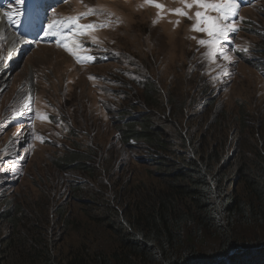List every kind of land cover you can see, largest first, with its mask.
<instances>
[{"label":"rangeland","instance_id":"374dc122","mask_svg":"<svg viewBox=\"0 0 264 264\" xmlns=\"http://www.w3.org/2000/svg\"><path fill=\"white\" fill-rule=\"evenodd\" d=\"M73 1L72 9L65 10ZM71 2L57 11L56 19L92 10L84 23L107 25L74 36L86 46L76 52L78 57L93 54V64L63 51L69 64L57 55L53 58L68 72L55 76L48 68L36 74L29 59L33 54L50 56L49 51L26 47L13 59L6 43L0 44V67L7 70V85L0 87V218L18 210L14 216L19 225L0 222L1 233L17 235L34 228L37 220L43 226L49 217L44 234L59 262L72 251L118 249L119 228L106 220L105 204L121 197L116 207L123 212L127 189L112 188L128 182L131 188L161 189L155 177H172L176 170L170 160L167 167L158 164L162 158L155 148L136 140L125 143L129 120H153L155 131L178 150L182 136L206 142L212 135L222 136L218 134L223 130L229 143L225 160L235 167L229 177L240 190L245 179L236 168L251 165L259 150L264 154V0L240 9L238 31L229 34L232 42L224 46L230 61L217 57L214 62L205 55L207 46L198 44L209 39L207 34L192 30L195 12L203 11L189 9L192 0ZM157 3L160 9L153 6ZM177 9L187 16L175 14ZM30 88L35 92L26 107L24 92ZM152 88L156 91L148 92ZM141 127L138 123L136 131ZM71 154L85 157L86 171L65 169ZM160 169L170 172L161 174ZM97 196L100 204H83ZM188 244L198 256L218 252L213 234Z\"/></svg>","mask_w":264,"mask_h":264},{"label":"trees","instance_id":"16d2710c","mask_svg":"<svg viewBox=\"0 0 264 264\" xmlns=\"http://www.w3.org/2000/svg\"><path fill=\"white\" fill-rule=\"evenodd\" d=\"M155 91L152 88L148 92ZM156 105L159 103L152 106ZM138 123L142 125L140 131L135 128ZM125 127L126 144L136 140L155 148L162 158L158 164L167 167L170 160L176 170L172 177H155L162 183L161 189L147 190L142 185L131 188L128 182H119L112 188L125 186L127 189L122 197L128 202V207L122 209L124 213L116 207L121 197L110 198L105 204L106 220L112 228H119H115L120 235L118 249L111 253L98 250L90 253L88 248L72 251L59 262L44 234L48 217L43 226L37 220L34 228L29 226L30 229L20 230L13 236H5L0 229V264H264L263 151L255 153L251 165L236 168L245 179V187L240 190L229 177L235 167L232 161L225 160L229 143L223 130L218 134L222 136L212 135L206 142L193 139L191 134L189 138L182 136L178 150L161 131H155L153 120L149 118L131 119ZM185 152H189L190 157H183ZM84 159L82 154H71L64 161L65 169L86 171ZM158 172L168 174L170 170ZM98 199V196L93 197V201H83V204L97 205ZM17 212H4L0 222H9L17 228L14 216ZM210 234L217 238L215 251L218 252L213 256H198L192 248H187L188 242L199 241ZM245 234L258 238L251 241ZM246 239L252 243L245 242Z\"/></svg>","mask_w":264,"mask_h":264},{"label":"snow or ice","instance_id":"6c2138e0","mask_svg":"<svg viewBox=\"0 0 264 264\" xmlns=\"http://www.w3.org/2000/svg\"><path fill=\"white\" fill-rule=\"evenodd\" d=\"M19 3H23L24 0H18ZM65 2V0H62ZM147 3L151 4L152 0H146ZM157 9L162 6L160 4H154ZM189 9L193 6L201 9L203 11H196L195 18L196 23L192 30L206 33L208 40L200 39L198 44L200 46H207L208 52L205 54L210 62H214L217 57L230 61V57L226 53L225 45L231 44L232 37L230 33H235L238 31L236 25L239 21L238 10L240 8V0H192V3L186 5ZM89 14H94L92 10L88 13L83 14L78 17H69L65 20L53 21L48 25V29L44 32L45 37L56 38L55 42L58 47H64L66 51L70 54L75 55L72 47H69L68 43L65 41L66 35H71L74 33L83 34L87 30H93L96 28L106 27V24L102 25H80L79 20L86 17ZM175 14L187 16L186 12L180 9L175 10ZM214 14V15H213ZM9 21H13V16L10 13H5ZM191 19V17H189ZM156 21H154L155 23ZM179 23V21H177ZM84 59L94 60V57L81 58L77 57L78 62H83ZM226 75L227 73H222ZM218 78V77H216ZM214 78V79H216ZM29 104L31 97L28 98ZM30 110V109H29ZM39 114H37L38 116ZM42 119H47L46 116L41 117ZM41 142L43 139L41 137H36ZM14 167V166H13Z\"/></svg>","mask_w":264,"mask_h":264},{"label":"bare ground","instance_id":"6f19581e","mask_svg":"<svg viewBox=\"0 0 264 264\" xmlns=\"http://www.w3.org/2000/svg\"><path fill=\"white\" fill-rule=\"evenodd\" d=\"M74 2L75 1H73L71 3L69 2L70 5L64 7L65 10H67V11L71 10L73 5L75 4ZM248 9H250V8H248ZM59 10H60V8H59ZM5 13H8V10L4 11L3 13L0 10V44L5 42L6 43V49H7V55L11 56L13 59H15L16 57L19 56V54L22 51H24L26 49V43H24L26 41L16 37L14 35L13 31L7 27V25L4 22V17H7L5 15ZM95 35H97V34H95ZM36 48L42 49V50L44 49V50L49 51L51 53L50 56H38L37 54H33L31 56V58L29 59V63L31 64V66H32V68L36 74L38 72H42L44 70H47L48 68H50V70L53 71L55 76H57V74H59V72H61L62 75L64 74V71H65V73L68 72V70H65L66 66H64L61 61H59V60L57 61L56 59L53 58V56L57 55L61 58V60L63 59L64 63L69 64L70 58L63 51H61L55 47H50V46L39 45ZM5 68L6 67H0V87L7 85V77H6L7 70ZM36 68L39 70H36ZM36 79H38L37 76H36ZM34 92H35V90L32 88H30L27 92H24V96L26 97V103L28 102L27 104L25 103L26 107L31 106V104H29V101L27 98L30 96L31 101H32L33 100L32 94H34ZM29 109L30 108H28V110Z\"/></svg>","mask_w":264,"mask_h":264},{"label":"clouds","instance_id":"9594fccd","mask_svg":"<svg viewBox=\"0 0 264 264\" xmlns=\"http://www.w3.org/2000/svg\"><path fill=\"white\" fill-rule=\"evenodd\" d=\"M150 156H151V154L150 153H148ZM145 162V161H144Z\"/></svg>","mask_w":264,"mask_h":264},{"label":"water","instance_id":"95a60500","mask_svg":"<svg viewBox=\"0 0 264 264\" xmlns=\"http://www.w3.org/2000/svg\"><path fill=\"white\" fill-rule=\"evenodd\" d=\"M209 264H211V263H209Z\"/></svg>","mask_w":264,"mask_h":264}]
</instances>
